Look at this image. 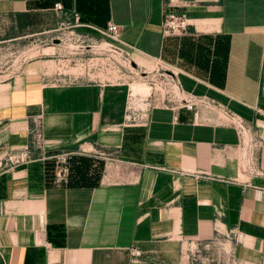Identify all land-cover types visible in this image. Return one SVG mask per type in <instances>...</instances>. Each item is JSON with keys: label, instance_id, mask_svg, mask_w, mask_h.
Returning a JSON list of instances; mask_svg holds the SVG:
<instances>
[{"label": "crops", "instance_id": "1", "mask_svg": "<svg viewBox=\"0 0 264 264\" xmlns=\"http://www.w3.org/2000/svg\"><path fill=\"white\" fill-rule=\"evenodd\" d=\"M9 2L13 11L31 4ZM103 5L101 23L116 25L131 63L159 65L174 82L172 93L161 102L160 92L144 122L124 123L129 107L119 86L41 84L43 65L58 69L56 43L42 48L49 59H34L0 81V264H183L185 247L215 236L258 246L264 0ZM166 14L184 20L185 32L163 34ZM70 72L76 82L102 75L87 67ZM176 97L200 102L187 110ZM225 112L242 121L244 133ZM38 114L42 138L35 148L30 116ZM24 147L27 162L7 168L4 153L14 148L19 155ZM60 152L69 153L62 164L52 156Z\"/></svg>", "mask_w": 264, "mask_h": 264}, {"label": "rangeland", "instance_id": "2", "mask_svg": "<svg viewBox=\"0 0 264 264\" xmlns=\"http://www.w3.org/2000/svg\"><path fill=\"white\" fill-rule=\"evenodd\" d=\"M28 1L31 3L28 11L32 13L36 23L24 26L22 25V16L18 18L14 15L16 12H24V10L13 11V8L16 7L10 4L9 0H0V81L16 77L34 59H49V49L44 50L42 48L55 44L52 39L57 38L60 39L56 43L59 44L58 58L60 61L58 69L55 70L54 65H43L41 75L43 86H68L75 83H104L119 86L125 94V105L129 107L125 114L127 119L124 120V123L139 124L144 122L146 108L150 104H160L159 98H157L160 89H153L154 87L148 79L155 73V67L159 68L156 69L157 72L163 71L159 65L155 66L150 60L138 66L131 61L127 63V60H131L129 52L119 43L120 39L114 40L106 31L105 33L100 32L105 29L107 20H104L103 24L99 20L100 26L98 31L96 30L97 20L101 19L100 17L105 13L103 0H85L79 4V7L77 5V8L74 0ZM55 1L61 3L62 8L60 10L53 9V2ZM88 2L91 3L90 7H87ZM78 10L83 12L79 13ZM87 12L94 14L87 16L85 14ZM90 26L94 27L90 28ZM97 33L99 34L98 37L95 35ZM87 45L93 47L86 48ZM112 47L119 48L120 54L110 51L109 49ZM98 50L101 51L98 56L104 61V68L100 70L102 74L99 75L100 78L94 77L83 82L72 80L70 71L80 72L81 69L85 68L86 70V67L96 70V65L91 66V63H88V58L96 57ZM119 50L117 49V52ZM117 69L120 70L119 73L116 71ZM115 73L120 74L119 77ZM152 80L156 84L154 77ZM152 92L156 93V96H152L151 103L149 93L152 94ZM30 119L39 128L40 138L36 140L40 143L42 135L39 114L34 117L30 116ZM34 136L33 130L30 137L28 134V140L35 147L37 144H35ZM40 146L41 144H38V147ZM21 149L19 153H24V156L29 155L27 147ZM64 153L69 154L68 152H60L54 155ZM4 154L12 157L17 153L14 148H10ZM4 157L6 158L5 155H3ZM25 162L27 160L23 163ZM6 164L7 168L16 167L9 160H6ZM59 169L63 171L62 167ZM235 238L232 235L230 237L215 236L210 241L196 246L188 245L184 249L183 264H264V240L258 246L243 248L242 243H238Z\"/></svg>", "mask_w": 264, "mask_h": 264}, {"label": "built area", "instance_id": "3", "mask_svg": "<svg viewBox=\"0 0 264 264\" xmlns=\"http://www.w3.org/2000/svg\"><path fill=\"white\" fill-rule=\"evenodd\" d=\"M62 8V5L59 1H55L53 2V9L55 10H60ZM161 30L163 34H181L183 32H185L186 30V26H185V22L184 20H182L179 16H176L174 14H166L164 15V18L162 20V25H161ZM105 31L108 33L109 36H111L114 40H119V36L116 30V25L111 23V22H107L105 29H103V31L101 30V33H105ZM58 41H60V39H58ZM117 49L119 50V48H115L112 47L109 50L112 51L113 53H117L120 54V50L119 52H117ZM101 50V49H100ZM98 50L96 51V57L94 58H88V63L91 66H95L96 65V69L97 70H101L104 68V61L102 60L101 57H99L98 55L101 53V51ZM127 63H130V60H127ZM102 64V65H101ZM119 70V69H117ZM120 72V70H119ZM154 77L155 79V83L154 84L152 81V78ZM148 81L150 82V84L153 85V89H160L159 90V94L160 92H162V100L161 102H164L167 100V96L168 94L172 93V88L174 86V82L173 80H171L170 78H168V76L166 75V73L164 72H157L155 71V73H153ZM157 87V88H156ZM157 91V90H154ZM175 102L177 104V106L179 107H183L187 110H191L194 108V106L196 104H198L200 102L199 99L195 98V97H189V98H181V97H176L175 98ZM225 117L230 120L238 129V131L240 133H244L245 132V128H244V124L242 123V121L240 119H238L236 116H234L233 114L229 113V112H225ZM35 132V140L40 138V131L39 128L36 127L34 129ZM37 137V138H36ZM35 144H37L35 147H38V141H35ZM34 146V145H33ZM24 153H19V155H14L12 157L5 155L6 156V160L12 161L14 166H17L21 163H23L25 160ZM67 153L64 154H57V155H53V157L57 160L58 163L62 164L65 159H66ZM13 158V159H10ZM4 161V159L2 160V158H0V163ZM62 170V169H59ZM261 190L264 191V187L260 188Z\"/></svg>", "mask_w": 264, "mask_h": 264}, {"label": "trees", "instance_id": "4", "mask_svg": "<svg viewBox=\"0 0 264 264\" xmlns=\"http://www.w3.org/2000/svg\"><path fill=\"white\" fill-rule=\"evenodd\" d=\"M75 1V7L77 8V5L79 7V4L82 3V2H85V0H74ZM90 2H88V5L87 7H90ZM80 11V10H78ZM88 13V12H87ZM14 15H16V17H21L22 16V19H23V23L22 25L24 26H29V25H32L34 23H36V21L33 19L32 17V13L29 12V11H24V12H16ZM104 15H102V17H100L101 19H98L97 22L99 23V20H103Z\"/></svg>", "mask_w": 264, "mask_h": 264}, {"label": "water", "instance_id": "5", "mask_svg": "<svg viewBox=\"0 0 264 264\" xmlns=\"http://www.w3.org/2000/svg\"><path fill=\"white\" fill-rule=\"evenodd\" d=\"M52 42H53V43H58V39H57V38H53V39H52Z\"/></svg>", "mask_w": 264, "mask_h": 264}]
</instances>
